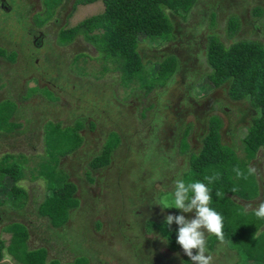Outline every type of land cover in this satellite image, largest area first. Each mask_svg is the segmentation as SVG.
Masks as SVG:
<instances>
[{"label": "rangeland", "instance_id": "374dc122", "mask_svg": "<svg viewBox=\"0 0 264 264\" xmlns=\"http://www.w3.org/2000/svg\"><path fill=\"white\" fill-rule=\"evenodd\" d=\"M70 1L71 3H73V0H41L42 5L45 8H43V10L40 11V14H37L35 17H33L32 21L38 25L37 20H42L45 17L46 20L48 17L47 15H49V13L54 10V5H53L54 3L56 4L61 3L60 7H64L66 2L68 3ZM96 1L97 4L89 3V4H85V6L83 7V6H77L78 1L74 0L73 5L75 6V9L73 12H70L72 13L71 14L72 16H70L67 19V21L62 25L65 27L64 29H68L70 28V26L77 24L80 20L88 17L89 14L95 11H101L103 9L102 7L103 5L100 0H96ZM194 3L191 7L193 11L191 15L188 16L186 21L185 19L170 14V17L174 25L187 26V28L191 29L193 31V34L196 35V37L194 38L195 40H192V43L188 44L189 46L192 47V49L189 52H192L194 55H197V57L190 59L191 61H194V63H189L190 66H187V68L190 69V71L188 72L183 71L181 73L174 72L171 75L170 80H167L166 83L162 86L156 85L149 91L148 94H145V90L139 87V82L137 81L131 84V86L128 88H124L125 82L123 80H121V82L114 81L115 83L114 85L116 84L118 85L117 86L118 90L116 91V95L120 94V96H122L123 93L125 95L124 98H126L127 94L128 96L131 97V94L133 92V94L136 96L134 103L127 104V107L130 106L136 108L135 116H133L135 118V125H134L135 128L123 129V125L121 124H113L106 122V124L104 123L101 126V128H103V131H98L96 128L93 127V129L95 130L94 132L86 128L87 126H85V120L79 117L76 121V124L77 126L82 127L81 133L84 135V138H87L88 140L89 137H87V135H92V132L94 136H96L99 132L100 137L94 139V146H91L87 142H82V145L77 149L78 156L76 162L72 161L68 163V164H72L71 168H67L65 166L67 164L62 165V169L55 168V163H54L55 158L52 155H55V157L58 158L59 153H64L68 149V146L64 142L59 141V138L55 139L54 141H50V139L47 138V142H48L47 151H45L44 153H36L34 155L32 152H35V150H33L31 146H28L24 141V139L21 137H17L16 140L13 142H11V140H8L1 143L2 146L0 148L2 149H0V152H2V150L8 151V147H10L9 144L20 143L19 146H15L16 148L20 149L18 151L21 152L25 151L26 154L28 153L31 154V161H33L32 165H30L29 168L25 165L23 169L26 170L25 172L27 175L33 174L36 177H39L38 178L40 182L39 190L45 192L44 195H47L46 198H48L52 194V190L54 188H57V186H61L65 182H69L73 184L76 183L77 185L75 184V186H78V191L82 189L83 191L85 190L88 193V196H90V198L94 200V203L97 204L98 207L96 210L92 212L90 219H93V221H89L88 222L89 224L87 226H88V230L94 233L97 239L95 240V243L97 245V250L99 254L97 255V257H94L95 259H97V264H107V263L116 264L117 260L119 259L118 256L109 257V255L104 253L102 249H110L113 253L115 254L117 253L118 255H121V253L118 252L124 248L127 249L129 247V243H131L136 248H138V246L133 243V239H134L133 235L138 234L139 232L133 229V225L140 218L135 216L132 217V213L134 212L135 214H138L136 211L140 210V206L134 204V202H135V198L139 194L138 189L140 188V186L145 184L144 181L149 182L148 179L150 177L153 179L154 176L151 174L150 176L149 173L147 172L148 170L146 172L145 171L138 172L134 168L135 161L137 164L140 165L142 164L141 162L144 161L143 158L140 159L139 156L136 155V152H138L137 150L139 149L144 150L145 146H150L152 148L150 152L155 153V151H157V148L154 147L156 146V144L151 143V140L154 139L156 136L161 137V135L164 134L165 130L170 131L173 128L172 132L169 134L167 138L162 140L159 139V141H161V145L163 146V149L166 152L164 158L165 162H166V158L171 157L170 166L175 165L177 166L176 168H179V172L176 171L174 180L178 178H182L187 184L190 182L197 181L195 178L196 175L193 171H191L192 169L191 170L189 168L187 169L188 167L187 162L182 160L181 153L186 152L187 145L184 151H181L183 145L181 146V148H179V145L180 142L182 144L186 141L185 137L186 136L188 137V135L190 136L191 140H193L192 139L193 134L190 133L192 132L191 129L192 123L190 122H196V120L199 119L201 121L197 122V124L205 129L206 127L205 125L207 123V116L211 113V111L215 110V112H218L219 115L222 117L223 116H225L226 118L231 117L233 123L234 122L233 117L236 116V113H233L234 110L237 109L236 107H242L247 111L244 115L238 113L235 121L236 123L235 126L237 127V125L242 124V122L249 123V107H250L249 100L244 98L237 101H232L228 97V83L224 82L221 85L216 84L213 78L214 76L211 77L212 76L211 68L208 64L207 58H205V52L207 49V45H209L212 41L210 36L207 37L209 33H216L219 36V39L225 45H229L233 41H238L242 38L257 39L264 42V11L260 15L256 14L255 11V8L258 6H260V8L263 9L264 0H197L195 5ZM79 7H82V9H78ZM69 10H73V9H69ZM231 16H236L238 17V19H240V28L234 35H230L228 29V20L229 18H231ZM10 22H12V20ZM169 22L171 23L170 19ZM212 24L214 25L211 26ZM20 27L23 28V31L29 28L25 24L24 26H20ZM15 29L16 27H14V30ZM55 35H56L55 31L49 30L45 34V38H44L46 43L41 44L40 41H36L35 43H38V45L36 46V50H32V54H29L26 57L27 61H30L28 58L32 57L33 59H39L41 65L43 66L53 65L50 62V58H48L47 56H54L53 53L52 54L49 53L51 50H53L54 45L50 41H48V39L50 40V38ZM26 36H28L29 38V35L26 34ZM165 36L166 38L164 37V35L148 36L145 38H143L144 36H139V41L142 42L141 74L143 75L142 79H145V81L152 82L154 81L155 75L157 76L159 62L155 61V59L160 60L167 53L170 52L173 53V49H176V47L171 46L172 41L164 42L167 39H171L172 34L170 33ZM60 38L61 36L59 33L57 39L55 40V44L58 43L62 46H65L67 43L61 42L62 39ZM30 42H32L31 39ZM74 43L78 49H76L74 45H73L74 49L72 50H67L69 48L64 47V49H61L63 53L61 60H65L66 62H68L67 68L73 71L79 77L80 80L77 82V84H80L81 80H83V77H87V76L90 78V80L101 79L103 75H105V73L107 72L106 71L107 68H110V71L112 70V72L114 71L112 73L114 74V76L117 77L119 75L120 72L117 70L119 69V67H117L118 63L116 62L111 63L109 59L107 60L105 54L100 51L97 52V50L94 48L95 46L93 45V43L91 41L89 42L88 39L85 38L83 35H78L75 38ZM39 45H41L40 46L41 49L38 47ZM27 46L28 45H26V47ZM166 46L168 47L164 49V47ZM148 47L149 48L153 47V49H151V52L149 51ZM83 49L86 50L85 53H79L72 56L73 53H76L75 51L81 52ZM159 50H161V52H164L165 54H162L159 57H154L156 52H158ZM2 53H5V51L2 50ZM14 57L15 56L13 54L10 55V58H14ZM170 57L174 58L175 55L172 54L166 55L164 57V60ZM23 66L24 64H19L15 68V71L13 70L15 76L16 74H18L17 81L20 80L22 77L23 79H25L23 96L24 97L29 96L33 92L40 90L42 91V93L47 95L51 100H57V94L49 90L47 85H46L47 88L46 87L40 88L37 78L33 76L32 73H29L32 71L28 70V68L22 71L24 74H21L20 69ZM57 73H59L58 79L59 77H61V75L64 76L63 72H61L59 69L57 70V72H55V74ZM38 75H42V73L38 72ZM119 77L122 78V74H120ZM106 82H109V78L106 79ZM184 83H188L190 85V88H192V96L195 97V100H193V97H184L182 95L181 90H182V85ZM53 84L57 85V82H54ZM125 90H127V93L125 92ZM69 91L71 92L72 90L69 89ZM77 92L78 94L73 99V102L74 100L77 101L74 102L72 105L73 114H75L73 116L75 117H77L78 115H84L85 111L79 107L81 105V100L87 99L88 101H90L89 99L90 93L89 94L86 93L88 91H84V92L77 91ZM73 93L75 92L73 91ZM92 98L93 101H95V103H97L98 105L97 102L98 99L96 97H92ZM121 101H125V100H121ZM11 103H15V102L12 99L0 100V119H1V115H4V113L2 112H4L7 109V107L10 108L11 106H13V104ZM152 103L154 104V107L147 108V106ZM188 103L189 106L185 107L188 105ZM70 108L71 106H69L68 109ZM224 108H226L225 111ZM99 112L100 111L96 110L94 112L95 113L94 116L92 111L89 112L88 110V112L86 113H88V116H91L95 119H99L100 117H103L102 114L104 113L102 111L100 113ZM141 115L144 117H141ZM212 118L213 117L210 118V122ZM151 124H153L152 127H149ZM163 126H166L164 130H163ZM57 129L58 130L63 129V126L58 125L57 127L56 125H54L53 131L55 130V132H57ZM49 130H51L50 123H48L46 127L47 133L49 132ZM111 130H118L119 132L122 130L121 131L122 138L120 141L121 143L117 148V150L119 153L123 152L124 157L128 155L129 160L127 161L130 162L131 165L130 166L122 165L123 167L125 166L126 168H128L127 170L124 171V176L123 177L116 176L115 178H109L107 180V184H104L105 185L104 186L98 184L97 182L99 180L96 178V176L94 177L92 175L91 173L92 171H90L89 169L90 168L89 160L95 154H97V152H100V154L98 155L100 156L103 153L102 151H104L107 147H111L115 144L116 142L115 135L113 137L109 136V133H113V131ZM188 130L189 133L185 136L184 132ZM241 131L242 128H238V133H240ZM0 132L3 131L0 129ZM127 135L128 138H126ZM140 136L144 138L142 139ZM198 137H200V135H198ZM137 138L139 142H137ZM242 148H243L242 139H238L237 149L241 150ZM36 149H40L38 150L39 152L42 151V148H40V146H38ZM160 149H158V154L155 162L149 163L146 162L145 160L144 161L145 163L142 164V166L144 167L148 166L149 168L150 164H153L157 168L156 170H160L164 162L160 160V155H159V153L161 152ZM178 150L180 153L178 152ZM87 153H89V156H86ZM141 154L144 156L145 153L141 152ZM160 154L163 155L162 153ZM13 155L15 156L14 157L15 160L13 161L7 160L6 163L8 164L17 163L20 166H22L23 164L21 162V158L17 156L16 153H13ZM69 155H73V154L71 153ZM118 157H120V155L116 156L115 158ZM71 158L73 157L71 156ZM24 159H28V156H25ZM139 159L141 161H139ZM145 159L147 158L145 157ZM2 160H4L3 156H2ZM61 162L57 161L58 165ZM144 167L143 170H145ZM138 169L140 170L142 168H138ZM65 172L68 173L69 177ZM152 172H157V171L151 170V173ZM6 175L8 176L9 173L4 172L0 174V199L3 198L5 199L2 208L7 209V211L10 212L11 208H18L19 202H17V198L19 197L20 194L16 192V190L13 189L8 190L9 178H6L5 177ZM83 175H85V179ZM162 178H164V180L166 179V177H159L158 181L160 182H158V184L156 185V189L158 190L157 200L158 202L172 204L174 199L172 195L174 192V184L171 183L169 185L162 186L163 183ZM69 179H71L73 182L69 181ZM127 180H131V182H133L134 185L129 187L127 185ZM153 182L154 179L151 181V183ZM215 186L216 183L211 185V187H215ZM3 189L6 190L7 194L5 193V191H3ZM123 196H125V198H123ZM129 196H131V198H134L133 200L134 202H131L130 200L131 198L129 199ZM20 200H21V196L19 201ZM77 201L79 204V200ZM109 203H111L109 206L110 210H112L114 206L116 207V211L113 212V215L116 217V219L114 218V224L105 226L106 228H109L112 231H106L103 228L102 221L106 218L107 213L102 208L99 207V205H104V204L108 205ZM158 205L161 206L163 210L176 209L174 207L163 208L162 205H160L159 203ZM21 209L17 211H22ZM153 211L154 208L151 207L150 204H146L145 214L151 215ZM179 211L181 212V210ZM179 211H177V213ZM159 213L160 212L157 213L158 218H160ZM145 214L143 215L147 216ZM250 214L251 217H249V213L245 215V217L243 218L244 223L247 224L249 223V219H251L253 216L252 212H250ZM145 218L146 217L143 216L141 217L143 223H144L143 220ZM98 221H100L101 223ZM133 221L134 224H132ZM145 232L149 234V231H147L146 229ZM139 235L142 234L139 233ZM213 236L214 235H208V238L206 240V245L208 247L212 245ZM146 237L149 238L148 235ZM150 239H157V241H159L162 244V247L160 245L156 247V251H158L160 255L167 253L174 257V260L171 263L192 264V261L190 260L189 257H187V255L182 256V253L184 252L179 245L177 249H173V246L170 245V241L167 240V242L165 243V239H163V237L158 232L153 231L152 235H150ZM155 242L156 241H153V243ZM143 243L145 244L144 241ZM224 244L225 245L228 244L230 248L236 250V252L240 255V256L238 255L237 257L231 256L230 261L232 262L235 261L234 263L236 264H248L247 262L241 260V258H243L242 252L238 251V246L233 241L224 242ZM38 250L40 249H33L32 251L36 252ZM55 250H62V249L58 248ZM82 250L83 252H87L90 255L88 246L86 244L84 245ZM209 250L207 249L208 253H210L213 257V264H219L216 261V256L218 254H215L214 251H209ZM217 251H220V249H218ZM142 252H144V250ZM38 253L39 252H37L36 254ZM66 253L68 252H65L64 254ZM136 253L138 254V251H136ZM233 253H235V251H233ZM194 254H195V250H194ZM139 255L140 258L135 256V260L131 256V258L129 259L130 264H134L137 260L140 261V259H143V255L142 254ZM126 256L129 257V255ZM227 257L229 258L230 255H227ZM8 258L9 257L6 256L3 260L6 262V264H13L10 260H7ZM149 264H153V263L149 262ZM154 264H160V263L156 262ZM257 264H264V257H262L261 260L257 261Z\"/></svg>", "mask_w": 264, "mask_h": 264}, {"label": "crops", "instance_id": "0c3cea01", "mask_svg": "<svg viewBox=\"0 0 264 264\" xmlns=\"http://www.w3.org/2000/svg\"><path fill=\"white\" fill-rule=\"evenodd\" d=\"M0 1H1L0 8L1 10H3V11H0L1 12L0 13V100L12 99L15 102V103H11L13 104V106H11L10 108L7 107V109L4 112H2L4 113V115H1V119L4 118L5 116H9L8 120L16 124V126L11 130H6L0 127V129L3 131V132H0V144L8 140H11V142H13L16 140L17 137H21L24 139V141L26 142L28 146H31L33 150H35V152H32L33 155L36 153H44L48 149L47 131H46L47 124L50 123L52 130L54 128V125H56L57 127L58 125H61L63 126V129H65L67 127L74 126L75 125L74 123L76 122V118H77L73 116L75 114H73L72 105L75 102V100L73 102V99L76 96L73 93L72 88L74 87L75 84H77V82L80 79L73 71L67 68L68 62H66L65 60H61L62 55H63L61 49H64V47H66V48H69L67 50H72L74 49L73 45L76 49L78 48L77 46H75V43H74L75 40L67 43L65 46H62L58 43L55 44V40L57 39L58 34L61 33V30L64 27L62 25L67 21V19L70 16H72L71 15L72 13L70 12H73L75 9V6L73 5L74 0H73V3H71V1L68 3L66 2L64 7H60L61 3H57V4L54 3L53 4L54 10L50 12L49 15H47L48 17L46 20H45L46 17L42 20H37L38 25L32 21V18L35 17L37 14H40V11H42L43 8H45L42 5L41 0H0ZM196 1L197 0H195V3ZM93 3L97 4V1ZM2 6L6 7V9H3ZM77 6L84 7L85 4L78 3ZM69 9H73V10H69ZM78 9H82V7H79ZM192 11H193L192 8H190L185 18L180 17L176 14H172V15L185 19L186 21L188 16L191 15ZM98 12L100 11H95L89 15H92ZM167 13H168V17L171 20V24H172L171 25L172 26V30H171L172 38L167 39L164 42L172 41L171 46L176 47V49H173V53L170 52V53H167L166 55H171V54L175 55V58H176L175 59L176 60L175 72H180V73L183 71L188 72L190 71V69H188L187 66H190L189 63H194V61H191L190 59L197 57V55H194L192 52H189L192 49V47L189 46L188 44L192 43V40H195L194 38L196 37V35L193 34V31L191 29H188L187 26L174 25L170 17V14H171L170 10H167ZM11 20L12 22H10ZM236 21L240 28V19H238V17H236ZM24 24L27 27H29L25 31H23V28L20 27V26H24ZM213 25L214 24H212L211 26ZM228 25H229V20H228ZM14 27H16L15 30H14ZM239 28L235 31V33L239 30ZM49 30L56 32L55 36H52L50 40L48 39V41H50L54 45L53 50L49 52L51 54L53 53L54 56H47L48 58H50V62L53 65L43 66L41 65L39 59H33L32 57L28 58L30 61H27L26 57L29 54H32V50H36V46L38 45V43H35L36 41H40L41 44L46 43L44 38H45V34ZM25 33L29 35V38L28 36H26ZM205 33H208V32H205ZM214 34L217 35L216 33H209L207 37L214 35ZM30 39L32 40V42H30ZM242 39H246V38H242ZM26 45L28 46L26 47ZM30 45H31V48H30ZM141 45H142V42L139 41L138 52L140 56H141ZM40 46L41 45H39L38 47L41 49ZM167 47L168 46L164 47V49H166ZM151 49H153V47L149 48L150 52H151ZM2 50H4L5 53H2ZM75 52L76 53H73L72 56L79 54V53H85L86 50L83 49L81 52H77V51ZM11 54H13L15 57L10 58ZM162 54H165V53L159 50L158 52H156L154 57H159ZM164 57L161 58L160 60L155 59V61H161L164 59ZM22 58H24L25 61L21 64H24L25 67L29 64L28 70H37V71L39 70V72L41 70H44V72H46V73H42V75H35V77L37 78L40 88L46 87L47 85L49 90L57 94V100H51L47 95L42 93V91L40 90L33 92L29 96H26V97L23 96L24 87H25V84H24L25 79L21 78L17 82L18 74H16L15 76V73H14L15 68L11 67L14 65H19L18 60ZM205 58H207L206 52H205ZM6 68H10L11 70L5 73L4 71ZM58 68H60V71L63 72L64 74V76L61 75L59 79H58L59 73L55 74ZM23 69H26V68L22 67L20 70H23ZM113 72L108 70L101 79H97V80L91 79L90 80V78L87 76V77H83V80H81V82H84V84L87 82H90L89 84H91L92 87H96L97 90L95 92L92 93L91 91V92H86V93L87 94L90 93L91 98L96 97L98 99L97 100L98 105L96 103L95 104L96 106L92 105V108L93 107L101 108L102 112H104L103 117H106L109 115H118L120 111H123L126 108L127 104L134 103L135 98H136L133 92L131 94L132 98L128 96V94L126 95V98H124L125 95L123 93H122V96H120V94L116 95V91L118 90L117 89L118 85L117 84L114 85L115 84L114 81L121 82V79L119 77L120 73L116 77L114 76V74H112ZM29 73L33 74V72H29ZM21 74H24V73L21 71ZM107 78H109V82H106ZM170 78H171V75L169 76L167 80H170ZM52 81L53 83L57 82V85L53 84ZM215 86H218V85H215ZM68 88L71 89L72 91L70 92ZM124 88H127V87H124ZM181 91L184 97H193L192 88H190V85L188 83H184L182 85ZM125 92L127 93V90H125ZM245 99H248V98H245ZM121 100H125V101H121ZM231 100L237 101L235 99H231ZM248 100H249V106H250L249 107V123L242 122V124L237 125V127L235 126L236 124L235 121H236L238 113L244 115L247 111L243 109L242 107H236L237 109L234 110L233 113H236V116L233 117L234 118L233 123H232L231 117L230 118L228 117L226 118L225 116L222 117L219 115L218 112H215V110L211 111V113L207 116V123L205 125L206 126L205 129L197 124V122L201 121L199 119H197L196 122H190L192 123V127H191L192 132L190 133L193 134L192 136L193 140H191L189 135L188 137L187 136L185 137L186 141L183 144L187 145V150L185 153H181L182 160L186 161L188 164L187 169L189 168L191 170V167H190L191 157L201 152L204 146V140L209 134L210 118L213 117L212 119H216L217 121L220 122V126L217 132L218 133V143L222 146V149H224L225 152H227V154H225V156H221L218 161L221 164V169L224 171L218 172L219 173L218 180L221 182L220 183L218 182V185L216 184L215 188H217V190L222 192L224 195L219 198L215 196V206L216 208H219L220 211H228V210H232L233 208L234 209L236 208V212L240 215L242 214L243 216H245L244 214H248L252 212L251 208H249L248 211H245V208L248 205L251 204L254 207L256 204L259 203L260 200H264V146H260L255 151L254 155L249 157L245 153V148H244L245 144L243 142L244 138L246 137L247 132L251 130L254 120L260 116L259 108L252 106L250 102V98ZM69 106H71L70 109H68ZM188 106H189V103L185 107H188ZM92 110H93L92 112L94 116L95 114L94 112L96 110L94 109ZM225 110L226 108H224V111ZM90 119H93V117L87 116L85 119V124H86L85 126H87L86 128L88 129H89V124L91 123ZM112 119H116L117 124L120 120L119 118H114V117H112ZM112 119L110 120L113 121ZM152 125L153 124H151L149 127H152ZM238 128H242V131L240 133H238ZM90 131L95 132V130H90ZM188 133H189V130L184 132V134H188ZM198 135H200V137H198ZM87 137H89L88 140L87 138H84L83 142H87L91 146H94L95 138H93L94 137L93 132H92V135H87ZM58 138H60V134H58ZM238 139H242V142H243V148L241 150L237 149ZM19 144L20 143L9 144L10 147H8V151L2 150V152H0V161L1 162L4 161L2 160V156L5 157V155L7 154L16 153L17 156L21 158V162L23 166L26 165L29 168L30 165H32L33 163V161H31V154L30 153L26 154L25 151L23 152L18 151L20 149L16 148L15 146H19ZM119 145H117L113 150H111L110 159H109L110 161L108 164L101 166V167H97V168H93L91 166L92 160L97 155H99L100 152H97V154H95L89 160L90 162L89 169L90 171H92L91 172L92 175L94 177L96 176V178L99 180V181L97 180L98 184L100 185L107 184L106 176H108L109 178L110 177L115 178L116 176H118L116 172H115L116 174H112L114 172H111L108 170L111 164L115 165L117 161L124 160L123 165H126L127 163L131 165L130 162H126L127 160H129L128 155L124 157L123 152L122 153L118 152L117 148L119 147ZM182 145L180 142L179 148H181ZM186 145H183V146H185L186 148ZM1 146L2 144L0 145V147ZM38 146L42 148L41 152L38 151L40 149H36ZM150 150H151L150 146L149 148H144V150L139 149V158L140 159L143 158L144 161L146 160V162H149V163L154 162L157 158L155 154L156 151L155 153H153V152H150ZM76 151L77 150L71 152L73 155H69L71 154L70 152L64 155H59L58 158L54 160L55 168L62 169V165L64 164H67L65 165L67 168H71L72 164H68V163L72 161L76 162V159L78 156ZM114 152H115V155H114ZM141 152L145 153L144 156L141 154ZM118 155H120V157L115 158ZM25 156H28V159H24ZM71 156L73 158H71ZM86 156H89V153H87ZM145 157L147 159H145ZM140 159L139 161H141ZM57 161H60V162L62 161V162L58 165ZM144 161L141 163L144 164L145 163ZM166 162H167V165L165 166L164 172L162 171L159 172L158 170L154 169L155 166L153 164H150L149 168L148 166L147 167L142 166V164L141 165L139 164V167L135 168L138 172H140L141 169L139 170L138 168L143 169L144 167L145 171L148 170L147 172L149 173V175L151 174L154 176L153 183H151L153 179L150 177L148 179L149 182L144 181L145 184L140 186L141 189L145 188V189H148V191L142 192L140 188L138 189V191L142 194L140 195V198L138 197L139 201L136 202V205L138 204L140 206V211H141L140 213L145 214V211H143V207L141 206V199L144 197V194H148V196H150V193H152L153 200H151L150 202V199H148L147 203H149L151 207L154 208L153 212L155 213L160 212L159 213L160 219L161 218L165 219L168 214H173V215L183 214L187 218H193L195 214L194 212L182 213L178 209L163 210L161 206H159L157 203L158 202L157 200L158 190L156 189V185L158 184V182H160L158 181V178L166 177L167 179L164 180V178H162V180H164V183L168 185L174 182L173 180H174L176 171L179 172V168H176L177 166L175 165L170 166L171 157L166 158ZM57 165H58V168H57ZM249 165L255 166L256 174L249 176L248 179L246 180L243 178L237 179L236 174L233 171V168L238 166L241 170L246 172L247 167ZM23 168L24 167L21 168V172H20L21 176L19 175L20 178H18L14 182L10 175L5 176L6 178H9L8 179V190H12L13 189L12 186H14L20 195L17 198V202H19L18 208H11L10 212H8L7 209L2 208L4 202L0 204V229H1L0 239L4 240L5 245L7 246L9 245L11 239L13 238L15 231L17 232L23 231L21 233V239H20V241L23 242L24 244L23 250H26L29 253H32L33 255H36L37 252L43 249L44 255H45V263H48L52 260L60 261L61 263H66V262H71L76 257L78 258L85 257L86 258L85 264H97V259L94 258V257H97V255L99 254L97 250V245L95 243V240L97 239L94 233L88 230V226H87L89 224L88 223L89 221H93V219H90L91 214L98 207L97 204L94 203V200L90 198V196H88V193L85 190L83 191L82 189L78 191V186H76L75 192L73 193V198L75 199L76 202H73L72 204L73 206L69 209V214H68V218L66 222L61 226L59 225L55 226L51 218L48 215L41 213L40 208H41L42 203L46 199L47 195H44L45 192H42L41 190H39V187H40V182L38 180L39 177H36L33 174L27 175L25 172L26 170ZM151 170L157 171V172L151 173ZM191 171L195 173L196 180H199V181L203 180V179L200 180L197 177V172H195L194 170H191ZM65 173L69 177L68 173L67 172ZM84 174H85V171H84ZM83 176L85 179V175ZM120 176L121 177L124 176V171L120 174ZM69 181H72V180L69 179ZM204 182L207 183V181H204ZM127 185L131 187L134 185V183L131 182V180H127ZM234 187L237 189V191L235 192L232 191ZM6 188H7V185H6ZM239 188H241L242 190H240ZM3 191H5L6 193L5 189H3ZM20 196H21V200L19 201ZM77 200H79V204ZM229 203H232V205H230ZM229 205L232 209L229 207ZM99 207L102 208L104 211H106L103 205H99ZM20 209L22 211H17ZM177 211L179 212L177 213ZM111 215L114 216L113 212L111 213ZM113 218L116 219L115 216ZM260 229L264 230V223L262 224ZM150 235H152L151 232H149L148 234L149 239H150ZM214 237L215 235L213 236V238ZM207 238H208V235H207ZM224 242H228V240L223 239L221 241V240H218L217 238L212 239V245L209 247L206 245V247L208 250L213 247L209 251H214L215 254H218L216 256L217 263L236 264L234 263L235 261L234 262L230 261L231 256L237 257L239 254L236 252V250L230 248L228 244L225 245ZM85 244L88 246L90 255L87 252H83L82 250ZM63 245L65 248L63 247ZM58 248H61L62 250H55ZM33 249H40V250L34 252L32 251ZM218 249H220V251H217ZM102 250L104 251V253L109 255V257L118 256V257H123L125 259L122 261L117 260L116 264H121V263L130 264V261L127 260L126 255H129V257L132 256L135 260V255L131 254L128 251V249L126 250L128 252H126L125 255L124 253H122V251L118 252V253H121V255L123 256H120L117 253L116 254L113 253L110 249H102ZM233 251H235V253H233ZM3 252H4L3 258L1 259V261H4L3 259L6 256H8L9 258L7 260H10L13 264H19L13 259V257H11V255L7 252L6 248L3 249ZM65 252H68V253L64 254ZM132 252L135 253L133 250ZM227 255H230V257L228 258ZM242 255H243V258H241V260L248 263L249 262L248 257H246V255L243 253ZM182 256H186V254L182 253ZM135 264H138V262H135Z\"/></svg>", "mask_w": 264, "mask_h": 264}, {"label": "trees", "instance_id": "16d2710c", "mask_svg": "<svg viewBox=\"0 0 264 264\" xmlns=\"http://www.w3.org/2000/svg\"><path fill=\"white\" fill-rule=\"evenodd\" d=\"M77 1L80 4H87L96 0ZM194 1L195 0H103V11L89 15L68 29H64L63 27L64 30H61L60 39H62L61 42L68 43L76 36L83 35L89 42L91 41L93 43L97 52H103L106 59H109L111 63H118L117 67H119V69L117 70L122 74V78L120 77V79L125 82L124 87L128 88L137 81L139 82V87L145 90V94H148L156 85H164L169 76L175 72L176 58L170 57L166 60L157 61L159 62L157 76L155 75L154 81L152 82L145 81V79H142L143 75L141 74L142 58L138 52L139 36H144L143 38H145L148 36L164 35L166 38L165 35L170 34L172 30V24L169 22L167 10H170L171 14H176L185 18ZM255 11L256 14L260 15L263 9L258 6L255 8ZM238 28L236 16H231L228 25L229 34L233 35ZM210 37L212 41L207 45L206 57L211 67V77L214 76L213 78L216 84L228 83V96L230 99L240 100L243 98H250L252 106L260 110V116L254 120L251 130L247 132L243 141L245 144V153L247 156L251 157L260 146H264V42L257 39H242L225 45L217 35L214 34ZM58 69L60 70V68ZM108 70H110V68H107L106 71ZM89 83L90 82L84 84V82H80V84H75L72 88L73 91H76L74 93L75 96L78 94L77 91L95 92L97 90L96 87H92ZM89 99L90 101L87 99L81 100V105L79 107L85 112L84 115H78L76 121L79 117L85 120L88 116V113H86L87 110L93 111L92 109H94L100 112L102 111L101 108H92V105L96 103L90 96ZM76 101L77 100H75V102ZM152 107H154L153 103L147 106V108ZM135 110L136 108L126 106L123 110L124 112L120 111L118 115L90 119L91 123L89 124V129L94 130V127L98 131H103L101 126L104 123L117 124L116 119H112V117L122 118V121H119L118 124L123 125V129L135 128V118L133 117L135 116ZM8 117L9 116H5L2 118L0 120L2 125H0L3 129L11 130L16 124L9 121ZM141 117L144 116L141 115ZM74 124L75 125L72 127L57 129L56 134L55 130L53 131L52 129L47 133V138L50 139V141L58 139V134H60L59 141L64 142L68 146L67 151L59 153L58 156L75 151L81 146L84 139V135L80 133L82 127L77 126L76 122ZM219 126V121L216 119L211 120L209 134L204 140V146L201 152L191 157L190 167L197 172V177L200 180H204L206 175L210 176L224 171L221 169V164L218 161L220 157L225 156L227 152H225L218 143L217 132ZM111 131H113V133H109V136L113 137L115 135L116 142L113 146L107 147L102 151V155H97L92 160L91 166L93 168L108 164L111 150L119 145L121 141V131ZM140 137L142 139L144 138L142 136ZM126 138H128V135ZM137 142H139L138 138ZM144 148H149V146H145ZM184 150L185 146L182 147L181 151ZM137 151L136 155L139 156V150ZM160 153V160L164 162L162 168L158 170L159 172L167 165V162L164 160L165 155H161ZM53 156L56 160L57 157H55V155ZM14 157L13 154H7L4 157V161H0V174L4 172L9 173L13 182L20 178L21 168L24 167L17 163H6L7 160H15ZM125 166L130 165L127 163ZM136 167H139V164L135 161L134 168ZM141 171L145 170L141 169ZM218 182L220 183L221 181L217 179L213 184L216 183L218 185ZM211 185H209L212 195L210 207L223 217V239L233 241L238 246V251L248 257L249 264H257V261L264 257V230L260 229L264 223V219H259L253 214L252 218L249 219V223H244L243 218L245 216L238 214L236 208L232 209L230 207L232 203H229V207L232 210L220 211V209L215 206V196L218 190L215 187H211ZM162 186H166V184L162 183ZM12 188L16 190L14 186H12ZM75 189V184L65 182L61 186L54 188L52 194L42 203L40 208L41 213L48 215L55 226H61L66 222L69 209L73 206V202H76L73 198ZM239 189L242 190L241 188ZM3 202H5V199H0V204ZM143 214L144 213L135 214V216L140 218L137 220L136 225L140 227L144 226V229L151 233H153V231L158 232L166 241H170V245L173 246V249H176L178 247L176 243V230L178 226L175 223L171 226H167L165 219L158 218L155 212L151 215L145 214L147 216ZM142 216L146 217L143 220L144 223L141 220ZM249 217H251L250 213ZM22 232L23 231H15L13 238L7 246L4 240L0 239V264H6V262L1 261L4 248L7 249V252L19 264L86 263L85 257H76L71 262L66 263H61L56 260L45 263L43 250H40L36 255L23 250L24 244L20 241ZM254 233H256L255 238H253ZM216 238L215 236L213 239ZM132 250L133 247L128 248V251ZM130 258L131 257H127V260Z\"/></svg>", "mask_w": 264, "mask_h": 264}, {"label": "clouds", "instance_id": "9594fccd", "mask_svg": "<svg viewBox=\"0 0 264 264\" xmlns=\"http://www.w3.org/2000/svg\"><path fill=\"white\" fill-rule=\"evenodd\" d=\"M101 2L104 9L103 0H101ZM3 9H6V7H3ZM73 40H75V38ZM193 100H195V97L193 98ZM81 132L82 130L80 131V133ZM186 135L187 134H185V136ZM233 171L235 172L237 179L243 178L246 180L249 176L256 174V168L254 165H249L246 172L241 170L238 166L234 167ZM217 179H219V173H215L210 176L206 175L204 177V181H207V183L197 180L186 184L182 178H178L173 182V203L167 204L157 202L162 205L163 208L174 207L181 210L182 213H195L193 218H187L183 214H168L165 218V223L167 224V226H171L173 223L178 226L176 230V243L180 245L183 252L187 255V257L190 258L192 264H213V257L210 253H208L206 247L207 235H215L217 239L221 241L224 238L223 217L220 213L210 207L212 195L209 185L213 184ZM232 191L235 192L237 191V189L234 187ZM223 195L224 194L220 191L216 192V196L218 198L222 197ZM249 208L252 209L253 214L257 218L264 219V200H260L259 203L254 207L251 204L248 205L245 208V211H248ZM255 236L256 233L253 234V238H255ZM149 241L151 242V244L153 243V241L160 243L159 241H157V239H149ZM166 242L167 241L165 240V243Z\"/></svg>", "mask_w": 264, "mask_h": 264}, {"label": "flooded vegetation", "instance_id": "af4514ba", "mask_svg": "<svg viewBox=\"0 0 264 264\" xmlns=\"http://www.w3.org/2000/svg\"><path fill=\"white\" fill-rule=\"evenodd\" d=\"M21 51V50H20ZM22 51H24V50H22ZM25 60H24V58H22V59H20V60H18V63L19 64H21V63H23ZM18 65H14V66H11L12 68H16ZM28 66H29V64L25 67V66H23L24 68H28ZM9 70H11L10 68H6L5 69V73H7V71H9ZM24 70V69H23ZM23 70H21V71H23ZM30 71H32L33 72V76H35V75H38V72L39 71H37V70H30ZM34 71H36V72H34ZM41 73H43L44 72V70H41L40 71ZM23 78V77H22ZM19 81V80H18ZM17 81V82H18ZM163 125V124H162ZM165 127L166 126H163V130L165 129ZM174 129H175V127H174ZM172 130H173V128L170 130V131H164V134H162L161 135V137L160 136H156L154 139H152L151 140V143L153 142L154 144H156V148H157V151H156V153L158 154V149H160L161 150V152H162V154L163 155H165L166 154V152H165V150L163 149V146L161 145V141H159V139L160 140H162V139H165V138H167L168 136H169V134L172 132ZM155 131H156V129H155ZM100 137V135L99 134H97L96 136H94V138L95 139H97V138H99ZM155 140V141H154ZM76 153H77V151H76ZM155 153V154H156ZM157 154H156V157H157ZM154 161V160H153ZM156 161V160H155ZM154 161V162H155ZM124 164V160H120V161H117L116 162V164L115 165H113V164H111L110 166H109V168H108V170L109 171H111V172H114V173H112V174H118V176L117 177H119L120 176V174L123 172V171H125V170H127L128 168H126L125 166L123 167L122 165ZM154 169H157L156 167H154ZM164 170H165V168H163L161 171L162 172H164ZM116 172V173H115ZM106 178H107V180H108V176H106ZM111 178V177H110ZM167 179V178H166ZM163 181V183H164V180H162ZM104 185V184H103ZM105 186V185H104ZM141 189V188H140ZM142 190V192H146V191H148V189H145V188H143V189H141ZM151 192H153V191H151ZM142 193H140L139 192V194H138V196L135 198V202L133 201L134 200V198H131V196H129V199L131 200V202H134V204H136V202H138L139 201V199H138V197L140 198V195H141ZM123 198H125V196H123ZM148 199H150V202H151V200H153L152 199V193H150V196H148V194H144V197L141 199V206L143 207V211H145L146 210V204H149V203H147L148 202ZM110 204L111 203H109L108 205H103V207L105 206V212L107 213V216H106V218L102 221V226H103V228L106 230V231H112L111 229H109V228H106L105 226H107V225H111V224H114V216H112L111 215V213L112 212H115L116 211V207L114 206L113 207V209L110 211V209H109V206H110ZM131 204V203H130ZM138 205V204H137ZM137 213H140L141 211L139 210V211H136ZM133 216H135V213L133 212L132 213V217ZM136 223H137V221L135 222V224H134V221L132 222V224H134L133 225V229L134 230H136L137 232H139V233H142V235H139V233L138 234H134L133 235V237H134V239H133V243L134 244H136L137 246H138V248H136L134 245H132L131 243H129V247L128 248H130V247H133V251L135 252V250L136 251H138V254L135 252V253H133L132 251H129L131 254H133V255H135L136 257H139L140 258V255L139 254H142L143 255V259H140V261H136V262H138V264H149V262L150 263H156V262H159L160 264H173V263H171V262H173V260H174V257L173 256H171V255H169V254H167V253H165V254H159L158 253V251H156V247L157 246H161L162 247V244L161 243H157V242H155V243H152L151 244V242L149 241V238H147L146 236L148 235L146 232H145V229H144V226H142V227H140V226H137L136 225ZM143 230H144V232H143ZM141 231V232H140ZM143 241L145 242V245H144V243H143ZM150 242V243H149ZM127 248V249H128ZM126 248H124V250H121L122 251V253H124V255H125V253L126 252H128V251H126L127 250ZM144 250V252H142ZM120 256H123V255H120ZM122 260H125L123 257H119V259H118V261H122ZM117 263V262H116ZM122 264V263H121ZM135 264V263H134Z\"/></svg>", "mask_w": 264, "mask_h": 264}]
</instances>
